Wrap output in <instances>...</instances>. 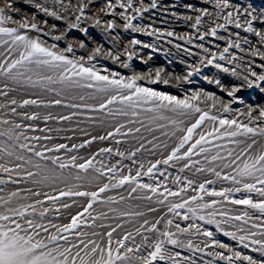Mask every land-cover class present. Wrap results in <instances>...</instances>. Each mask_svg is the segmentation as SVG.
Segmentation results:
<instances>
[{
	"label": "snow or ice",
	"instance_id": "obj_1",
	"mask_svg": "<svg viewBox=\"0 0 264 264\" xmlns=\"http://www.w3.org/2000/svg\"><path fill=\"white\" fill-rule=\"evenodd\" d=\"M36 11L23 12L16 0H0V76L16 83L24 82L32 87H39L47 92H54L58 96L65 90L91 89L93 93L100 95L101 99L92 103H70L72 99L85 100V95L69 97L67 99L42 100L27 98L20 104L29 105H65L70 108L88 109L107 113L108 117H135L139 119H125L117 123L107 136H118L121 139L127 134L138 133L145 127L141 121H147L152 125V130H161V136H176V142L167 155L162 159L148 161L145 165L133 159V163H139L135 175L128 169L123 174L116 165H122V160H117L111 167L103 165L102 161L94 159L96 153L87 159L77 155H68L78 147H84L92 140L105 139V136H92L85 139L82 144L54 143L51 147L39 145L40 140H51V136H33L31 139L25 132L38 128V125L13 121L9 116H0V150L6 156H15L22 163L9 165L0 163V170L8 175L0 177V184L7 185L9 181L19 184L21 180H13V176L30 180L33 185L61 184V189H51L54 195L41 193L39 189L32 193L31 189L15 188L0 195V264H159L160 261H168L169 264H193L191 258L183 261L178 259L182 253L170 250L167 245H179L180 247L195 248L197 251H207L209 245L222 249L210 253L227 261V264H264V105H248L246 111L236 109V115L228 116L221 113H232L231 100L224 102L222 97H217L214 92H207L203 88L185 93L183 96L174 95L168 91L158 90L149 86L160 82L168 84L169 79L162 76L161 68L149 69L147 73L133 70L129 75L105 69L101 72L95 66L85 61H94L98 54L112 56L119 60L120 54L113 55V50L108 49L102 53V45H97L90 53L76 57L74 48H85V42L79 40L73 43L68 39L71 29L80 28L87 33V28H81V21L90 19L93 24H103L107 29L117 26L116 17L122 18L125 29L144 32L152 30V34L163 33L169 36L178 35L167 29L153 28L151 24H134L137 17H142L149 9L157 7L159 0H101L96 4L95 0H29ZM57 7L61 11H57ZM96 11L92 12L91 8ZM185 7L192 9V4ZM42 12L47 16L60 21H66L63 28L56 23L50 26L49 21L37 19V13ZM61 12L63 14H61ZM111 16L112 18H102ZM69 17H74L69 19ZM185 20H191L190 27L195 32L179 36L188 43H194V37L202 41L205 36L218 37L219 30L229 32L227 36H219L227 43L222 50L206 48L203 43L198 47L203 49L200 63L214 64L216 68L223 69L237 75L235 67H226L224 63H236L243 68L240 73L242 79L251 87L256 85L264 91V8L257 11L251 4L246 7L233 0H211V8L201 7L193 18L185 16ZM259 22L260 27L256 26ZM43 25V26H42ZM244 28L248 33H254L257 37L253 44L247 36L243 37V43L248 48H242L240 33H231L229 26ZM48 26V27H45ZM202 29H204L202 31ZM35 33V34H33ZM233 35L235 39H233ZM50 36L54 41L66 40V47L59 48L58 43H48L43 37ZM143 43L133 38L129 45L135 46ZM258 45V46H257ZM152 47V45H146ZM219 48V46H217ZM239 49L247 56H240L232 49ZM191 52V49H188ZM15 53V55H13ZM72 53V55H69ZM124 55L127 61H122L124 68H129L135 48L125 49ZM260 63L257 64L256 58ZM247 62L241 64L240 61ZM257 67L259 71H257ZM198 72L199 68L190 66L187 75L169 74L173 79L188 80L192 72ZM209 79V77H205ZM147 81L148 83H144ZM224 87L219 79L212 81ZM243 85H232L228 95L233 100L241 99L235 93ZM6 91L0 95L7 96L9 84L0 85ZM89 99H95L90 96ZM242 102V101H241ZM7 103L16 104L12 99ZM219 105V107H218ZM9 112L16 113V108H9ZM88 115L89 113H83ZM20 115L36 120L38 113L24 112ZM76 113L69 112L67 116H52L51 113L43 116L44 120H67ZM237 116L246 117L237 119ZM11 121V124H10ZM187 122V123H186ZM139 123L140 127H134ZM125 125L126 132H122ZM51 131V129H47ZM177 132L180 133L177 136ZM23 140L24 142H20ZM32 140L37 141L39 147H29ZM156 136L152 137V141ZM145 140V143H152ZM120 141L117 140V143ZM168 148L166 143L159 145L153 143L152 147ZM24 149L31 156L19 155L14 150ZM144 148H133L127 153L134 158L136 152ZM60 155H52L54 152H62ZM101 153H112L111 146L98 149ZM116 154L123 158L126 153L119 147L115 148ZM196 157V159H194ZM83 159L82 163H77ZM183 161L180 171L195 169L196 173H209L211 179L204 178L201 181L188 176L176 175L173 185H168V177L157 181L144 182L140 179L144 175L153 174L157 165ZM97 164L100 166L97 167ZM93 169L89 173V169ZM30 169V170H29ZM72 169H76L75 175ZM163 174V169H160ZM116 173V175H112ZM108 175L107 182H101L95 190L89 191L86 184H94L101 177ZM172 174L169 173L168 176ZM226 182L228 186L217 182ZM125 184L134 185L127 196L132 199V193L140 191L143 195L135 197L137 200L155 199L157 206L164 205L166 212L154 217L150 222L144 218L131 232L117 229L125 223L121 219L115 226L110 224H97V219L107 220L105 212L96 211L93 205L96 203L107 206V211L116 213L120 217H144V212L117 209L110 205L117 200L125 201V196H103L108 190L122 187ZM189 190H191L189 192ZM0 192L4 189L0 188ZM240 195L237 196L236 194ZM256 194V198L253 197ZM42 199H30V196ZM59 197H85L86 202L75 214L70 211L67 222H62L60 209L68 210L76 204L72 199L69 203H58ZM171 197V199H169ZM45 202H48L47 205ZM242 206L234 210L232 206ZM139 205H137L138 207ZM129 207L131 205L129 204ZM186 209V211H185ZM147 212H156V208H147ZM258 213V215H256ZM87 214V215H85ZM52 217V218H50ZM175 217L183 221L199 220L216 226L217 231L239 241L244 247H254V251L260 253V258L238 250L233 245L216 238L211 228L203 224L177 223ZM163 225L161 226V222ZM225 225H231L230 229ZM99 229V230H96ZM253 229L257 231H253ZM143 234V235H141ZM185 234L197 236L203 234L206 242L202 246L193 245L191 239L181 240ZM140 236L139 242L136 237ZM151 236V239L149 237ZM259 236V238H255ZM250 241V243H249ZM226 250V251H224ZM208 264V262H205Z\"/></svg>",
	"mask_w": 264,
	"mask_h": 264
},
{
	"label": "rangeland",
	"instance_id": "obj_2",
	"mask_svg": "<svg viewBox=\"0 0 264 264\" xmlns=\"http://www.w3.org/2000/svg\"><path fill=\"white\" fill-rule=\"evenodd\" d=\"M67 2V0H65ZM73 3L76 0H72ZM148 0H145L147 3ZM18 6L22 9L23 12H33L36 11L29 0H16ZM96 4L101 3V0H95ZM233 3H239L242 6H247L251 4L254 8L259 11L260 9L264 8V0H233ZM187 4H192L194 7L189 9L185 7ZM201 7H209L211 8V0H159L157 7L153 9H149L146 11L142 17H137L133 23L134 24H142L148 25L151 24L153 28H160V29H167L178 35H166L163 33H155L152 34V30L148 29L147 31L140 32V31H133L132 29H125L123 27L124 21L122 18L116 17L117 26L114 29H107L105 25L100 24L96 25L93 24L90 19L82 20L81 21V28H87V33L81 31L80 28L71 29L68 33V39L71 40L73 43L78 42L79 40H83L85 42V48H74L73 52L76 57L87 55L92 51L94 47L98 44L102 45V53H106L108 49L113 50V55L117 52L120 54V59L116 60L113 59L112 56H108L105 54H98L94 61L85 63H90L99 69L101 72H104L105 69H110L115 72H119L122 75H129L133 70L137 72H144L147 73L149 69H156L161 68L164 71L162 72V76L169 79L168 84H163L160 82H156L155 84H150L151 87H156L158 90L161 91H168L174 95L183 96L185 93L189 95L198 90L203 88L207 92H214L216 93L217 97H222L224 102L232 101L230 107L234 110L232 113H221L222 115L233 116L236 115L235 110L239 109L241 111H246L248 105H264V91H261L260 87L256 85H252L249 87L247 82L242 79L240 73L243 72L242 67H238L236 63L228 64L226 61H219L218 63H224L226 67H235L237 75H233L231 72H225L223 69L216 68L214 64H207L204 62L203 64L200 63L201 57L203 55V49L198 47L199 44L203 43L206 48H213L215 50H222V48L227 43L226 40H222L219 36H227L229 32L225 30H219L218 37L212 36H205L204 39L201 41L198 36L199 34L194 37V43H188L187 41L180 39L179 36H183L187 33L195 32V29L190 27L192 21L185 20L184 17L191 15L193 18L198 14V9ZM57 11H61L59 7L56 9ZM92 12H95L96 9L93 7L91 8ZM61 14H63L61 12ZM102 18H109L112 17L109 15L107 17ZM74 17H69V19H73ZM37 19L42 21L47 19L49 21L50 26L52 23L58 24L61 28H63L66 24V21L57 20L54 17L47 16L42 12L37 13ZM256 23L257 27H260V23ZM43 26V25H42ZM45 26V27H48ZM231 33H240L241 39L247 36L248 40L251 41L253 44L256 43L257 37L254 33H248L244 28H236L234 25L229 26ZM204 29H202L203 31ZM35 34V33H33ZM48 43H58L59 48L63 49L66 47V40H61L59 42L54 41L50 36L43 37ZM133 38L141 40L143 43L135 46L129 45V41ZM233 39L235 36L233 35ZM146 45H152V47H147ZM219 46V48H217ZM258 46V45H257ZM135 48V55L132 57L129 68H124L122 66V61H127V57L124 55L125 49ZM249 45L243 43L242 39V48H248ZM191 49V52L188 51ZM0 51H3V46H0ZM232 51H236L240 56H247L248 54L245 52H240L239 49L233 48ZM15 55V53L13 54ZM69 55H72L70 53ZM2 60V57H0ZM257 64L261 61L259 57L256 58ZM247 61H240L241 64L246 63ZM190 66H195L199 68V71L192 72L189 76L188 80H179L173 79L171 75L175 73L177 75H187V70ZM257 71L259 68L257 67ZM205 77H209V79H205ZM216 79H219L221 84L224 87H220L216 83L212 82ZM144 83H148L147 81H143ZM4 83L9 84V89L7 90V96L0 95V116H9L12 118L13 121L16 122H23V123H30L34 125H38V128L25 132L30 139L33 136H51V140H40L39 145H44L46 147H51L54 143H61L67 144L71 146L72 144L80 145L83 143L85 139H90L92 136H105V139H96L92 140L89 144L84 145V147H78L77 149L73 150L68 155H77L83 159H87L88 157L92 156L93 153H96L94 159L96 161H102L103 165L106 167H111L112 165L116 164L117 160H122V165H116L121 169L123 174L128 173V169L132 170V174L135 175L136 170L139 168V163H143L145 165V171L148 167V161H155L156 159H162L163 156L167 155V152L170 151L171 147L176 142V136H161V130H152L148 131V129L152 128V125L148 124L147 121H141L145 127L140 128L138 133H131L127 134L125 138L121 139L118 136H107V133L113 129V127L117 123H122L123 120L129 119H139L135 117H120L117 116L115 118H111L107 116V113L95 111L88 109H79V108H70L65 105H21L20 101L27 98L36 99L39 97L42 100H49V99H67L69 97H75L78 95H85V100L80 101L79 99H72L70 103H92L99 101L101 99L100 95L93 93L91 89H71L65 90L63 95L58 96L54 92H47L39 87H32L29 84L24 82L16 83L13 81L7 80L5 77L0 76V85ZM232 85H243L239 88V90L235 93L237 97L241 99L233 100L232 97L228 95V91L226 89H230ZM6 91L3 87H0V92ZM90 96H94L95 99H89ZM15 99L17 101L16 104L7 103ZM242 101V102H241ZM16 108V113H11L8 111L9 108ZM219 107V105H218ZM37 112L38 118L36 120H31L21 113L27 112L29 115L31 112ZM69 112L76 113V115L71 116L67 120H44L43 116L45 114L51 113L52 116H59L64 115L67 116ZM89 113L88 115H84L83 113ZM237 119H244L246 117L237 116ZM187 123V122H186ZM11 124V121H10ZM129 125H125L122 129V132H126V128ZM134 127H140V124L137 123L132 125ZM3 125H0V128H3ZM47 129H51V131H47ZM180 133L177 132V136ZM156 136V140L152 141V137ZM4 140L3 137H0V142ZM117 140L120 142L117 143ZM145 140L152 141V143H145ZM21 143L24 142L23 140L20 141ZM155 143L159 145L160 143H166L168 148H161L157 146L156 148L152 147V144ZM140 144H144V148L140 149L136 152L134 158L129 157L127 155L133 148H139ZM37 141L32 140L29 144V147H39ZM111 146L114 151L112 153H101L98 149L107 148ZM119 147L121 151L126 153L125 157H119L116 152L115 148ZM19 155H26L31 156V153H27L24 149H15L14 150ZM66 150H62V152H54L51 153L52 155H60L63 158L62 153H65ZM83 159H78L77 163H82ZM133 159L138 161L139 163H133ZM196 159V157H194ZM11 163H22L15 159V156H6L3 154L2 150H0V163L9 165ZM183 161H177L171 163L169 165H164L161 163L160 165L156 166L153 174L144 175L142 173L140 179L144 182H157L154 177H159L160 179H164V177H168V185H173V179L176 175H188L198 182L204 178L211 179V175L209 173H196L195 169L191 170H184L183 172L180 171L181 164ZM100 165L97 164V167ZM160 169H163V174H161ZM30 170V169H29ZM73 175L77 172L76 169L71 170ZM93 169H89V173H91ZM171 173V176L168 174ZM8 174L4 173L0 170V177H6ZM112 175H116L113 173ZM19 179L21 183L16 184L12 181H9L7 185L0 184V188L4 189V192H0V195H3L7 191H11L15 188H22V189H31L32 193H35L37 189L40 192L47 193L48 195H54L55 193L52 192L51 189H61L63 185L61 184H52L51 186L48 185H33L30 180H25L23 177H16L13 176V180ZM110 177L106 174L101 177L100 181H96L94 184H86L84 187L88 188L89 191L95 190V187L101 182H107ZM221 183H224V186H228L226 182L218 181L216 186H220ZM134 185L125 184L122 187L113 188L111 190L102 193L103 196H125V201H119L112 203L110 206L117 209H127L130 211H140L144 212V217L142 218H135V217H120L116 213L108 212L107 206L104 204L96 203L93 205V208L96 211L105 212L108 219L107 220H100L97 219V224H110L115 226L121 219L125 221V223L121 226V228L117 229V233H120L122 230H127L131 232L135 227H139V223L142 222V219L147 218L151 222L154 217L159 216L161 213L166 212L164 205L157 206L155 199H143L137 200L135 197L143 195L140 191L132 193V199H129L127 194L131 191V187ZM191 190H189L190 192ZM237 196L240 194L237 193ZM254 198H256V194H252ZM43 197H36L34 195L30 196V199H42ZM76 200V204L72 205L70 209H60L61 217L59 218L62 222H67L69 219L68 213L69 211L72 214H75L77 210H80L81 206L85 204L86 198L85 197H59L58 203H69L70 200ZM171 199V197L169 198ZM48 202H45L47 205ZM129 204L131 207H129ZM137 205H139L137 207ZM156 208V212L149 213L147 212V208ZM234 210H239L242 206L235 205L232 206ZM186 211V209H185ZM87 215V214H85ZM258 215V213H256ZM52 218V217H50ZM177 223H181L182 225H186L188 223H198L203 224L206 228H211L212 231L215 233L216 238L220 239L221 241L233 245L238 250L243 251L247 254H251L257 258H260V253L254 251V247H244L243 245L239 244V241L233 240L232 237L224 235L217 231L216 226L213 224H208L206 221H199V220H188L183 221L180 217H175ZM163 225V221L161 222V226ZM226 228L230 229L231 225H225ZM99 230V229H96ZM253 231H257L253 229ZM143 235V234H141ZM259 238V236L255 237ZM151 239V236L149 237ZM187 239H191L193 245L202 246L206 242V237L203 234L197 236H190L185 234L181 237V240L186 241ZM137 242L140 240V236L136 237ZM250 243V241H249ZM167 247L172 251H178L182 253V256L178 259L182 261L186 258H191L193 264H227V261L221 259L218 256H213L210 253L214 251H221L218 247L209 245L207 251L201 252L197 251L195 248H189L187 246L180 247L179 245H167ZM226 251V250H224ZM206 259V260H205ZM159 264H169L168 261H160Z\"/></svg>",
	"mask_w": 264,
	"mask_h": 264
},
{
	"label": "bare ground",
	"instance_id": "obj_3",
	"mask_svg": "<svg viewBox=\"0 0 264 264\" xmlns=\"http://www.w3.org/2000/svg\"><path fill=\"white\" fill-rule=\"evenodd\" d=\"M206 260V259H205Z\"/></svg>",
	"mask_w": 264,
	"mask_h": 264
}]
</instances>
